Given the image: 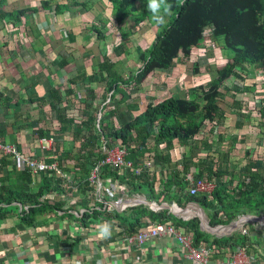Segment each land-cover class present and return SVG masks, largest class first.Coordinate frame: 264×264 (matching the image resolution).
Here are the masks:
<instances>
[{
    "label": "trees",
    "instance_id": "1",
    "mask_svg": "<svg viewBox=\"0 0 264 264\" xmlns=\"http://www.w3.org/2000/svg\"><path fill=\"white\" fill-rule=\"evenodd\" d=\"M62 1L42 0L38 5L27 7L20 1L21 5L16 8L9 5L8 0H0V26L36 25L35 19H29L37 18L41 13L47 16L48 11L55 15L67 12L71 18L91 11L90 6L86 8L89 1ZM108 1L113 9L119 42L117 36L113 43L108 42L110 35L113 37L112 33L107 32L108 26L113 22L106 24L102 18L98 23L91 24L82 40L87 45L97 36L100 41L106 40V46L111 47L112 53H103V60L91 68L82 62L78 66L79 73L70 78L63 97L60 90L54 88L50 90V100L42 101L50 106L54 115L58 142L62 140L65 144L56 162L58 169L68 179L39 173L43 177L37 185L28 168L19 171L13 158H0V218H6L13 211L11 209H18L15 203H20L25 209L28 207L23 215L17 213L27 227L38 225L48 214L74 220L82 227H89L93 221L104 217L102 219L115 221V225L124 230L128 237L148 222H170L178 230L191 235L195 247L212 251L210 263L215 264L223 254L231 258L243 248L251 255H258L256 263L261 262L264 256L259 253L261 242L256 237L235 232L231 236L218 238L203 232L198 218L186 222L167 211L154 214L142 205L122 214L93 211L100 204L93 200L95 187L88 182V177L92 168L104 159L103 144L108 143V148L113 149L123 145L126 151L124 159L132 167L114 169L103 166L100 176L108 185L113 182L119 184L124 194H145L158 205L175 203L182 209L197 204L205 211L211 227L228 226L242 217H264L262 141L254 150L247 148L244 161L239 166L228 158L230 150L225 151L221 158L219 148L214 149L209 142L211 133L216 134L217 143L222 142L224 134L231 127L220 105L227 97L224 89L231 95V118L250 120L254 114L236 97L240 94L258 95L255 93L259 85L253 83L258 80L247 79L243 85L236 84L232 89L226 86L229 80L245 79V71L252 70L264 77V0H167L171 10L164 17L163 24H158L152 18L147 10L148 0H140V9L133 5L134 0ZM146 23L153 24L157 30L151 44L141 48L132 38L135 28L140 29ZM46 24L50 26L48 21ZM123 28L127 30H120ZM211 48L217 54L214 64L224 61L211 82L191 86L183 93L186 94L184 98L168 96L160 102L155 101L156 104L150 100L141 111L131 114L128 119L121 113V107L136 97L134 95L137 93L132 92H137L142 85L143 92L149 94L145 82L150 77L160 81V72H170L180 63L190 65L194 76H207L203 72L212 70V66H200L197 58L199 51H209ZM224 50L230 52L227 58ZM131 56H134V62L140 63L134 73L122 70L123 58ZM67 65L69 62L63 61L58 68ZM122 72L130 73L124 78ZM98 82L104 84L108 104L98 100L94 86ZM167 94H171L170 90H167ZM117 96L121 97L118 102ZM257 103L261 107L258 113L264 123V96ZM246 125L247 122H237L234 130L241 131ZM207 128L211 130L208 133ZM68 136L69 141H63V137ZM49 137L45 131L38 130L35 139L39 142V139L44 141ZM204 143H208L206 147L202 146ZM14 147L24 154L20 140ZM203 148L206 153L202 152ZM203 181L214 184L212 192L193 195L192 189ZM34 186H39L36 192ZM53 194L55 199L50 203L47 196ZM67 197L81 203L84 213L71 212L78 210L77 206L64 209V205H67L64 198ZM91 205L96 206L89 208ZM59 212L62 214L58 215Z\"/></svg>",
    "mask_w": 264,
    "mask_h": 264
},
{
    "label": "crops",
    "instance_id": "2",
    "mask_svg": "<svg viewBox=\"0 0 264 264\" xmlns=\"http://www.w3.org/2000/svg\"><path fill=\"white\" fill-rule=\"evenodd\" d=\"M19 1L25 2L27 6H35L40 0ZM64 1L68 2V0ZM98 1L105 8L102 11L104 16L113 12L108 8L107 3L103 4L102 1L96 0ZM92 9H95L91 8L90 11L94 15ZM86 14L83 16L79 14L77 18H71L67 12L62 15L54 14L58 22L55 26L50 24L47 26V19L42 20L40 22L42 25H39L37 18L33 17L29 21L35 19L36 25L0 26V138L14 146L20 140L24 154L47 164L51 161L57 163L56 158L63 152L61 147L64 149L65 144L62 140L58 142V127L54 115L50 106L42 101L50 100V90L54 88L59 89L63 97L65 88L69 87L70 78L79 73L78 66L82 62L85 66L88 65V53L85 52L94 45L100 57L106 46V40L100 41L97 36L88 41L87 45L83 43V36L91 26L88 23H92ZM95 14L97 15L98 12ZM99 16L106 24L114 20L113 13L110 20L104 19L101 14ZM100 17L96 16L95 23H98ZM114 32L118 33L117 29H114ZM113 39L110 35L108 42L113 43ZM218 51L221 55L220 48ZM215 55L216 50L213 55L207 49L199 51L197 59L200 66L213 68ZM63 61H68L69 65L58 68ZM203 73H207V76L211 74L210 71ZM205 77V75L194 76L190 65L184 63L178 64L170 72H160L158 74L160 81L155 80V77H152V80L150 77L144 84L145 87L148 86L151 94H141L139 97L134 95L136 97L131 106L134 104L136 109L129 108L130 112L126 109V114L131 115L141 111L150 100L156 104L155 101L160 102L168 96L184 98L186 94L183 93H186L191 86L202 83L201 80H205ZM167 90H170L171 94H167ZM125 106L127 108V104ZM38 130L49 134L48 139H55L51 151H47L48 145L42 144V139H39V142L35 139ZM228 139L226 137L223 140L228 141ZM63 141L68 142L69 136L63 137ZM209 142L216 147L211 140ZM207 144L204 143L202 146L206 147ZM217 144L219 146L220 142ZM229 147H225V151ZM202 152L206 153V149L203 148ZM37 189V186L34 187V190ZM145 196L147 195H136L135 205H142ZM69 199L70 197L64 198L67 202L64 209L77 206L78 210L71 212L77 214L84 211L82 204L73 198L71 199L74 201V206L69 205ZM11 210L13 211L6 218H0V264H193V261L187 259L182 250L176 246V240L172 237H161L153 243H147L144 251H137L134 246L128 245L121 228L102 218L93 221L89 227H82L74 220L60 219L48 214L39 221L38 225L27 227L22 223L19 215L17 216V209ZM61 214L59 212L58 215ZM241 219L243 223L239 229L244 224L256 229L264 226L261 221L255 222L250 216ZM105 223L110 225V235L101 237L98 225ZM250 237H256L261 242L259 253L264 256V235L254 232ZM247 254L250 258H255V255L248 252ZM224 259H226L225 254L220 260ZM254 264H264V260Z\"/></svg>",
    "mask_w": 264,
    "mask_h": 264
},
{
    "label": "rangeland",
    "instance_id": "3",
    "mask_svg": "<svg viewBox=\"0 0 264 264\" xmlns=\"http://www.w3.org/2000/svg\"><path fill=\"white\" fill-rule=\"evenodd\" d=\"M30 2L31 1H36V0H29ZM73 3H76L78 1H85V0H71ZM88 1V0H86ZM41 0L38 1L37 5L40 4ZM62 2H65L64 0ZM103 4L107 3L108 4V8L110 10H113L112 9V6L110 4V2L108 0H102ZM8 3L9 5L12 4V6H15L16 8L19 7V5H21L22 2H20L19 0H8ZM67 3V2H65ZM23 5L27 6L25 2H23ZM133 5L140 9L141 8V1L140 0H134L133 1ZM91 7V8H94L95 10L92 9V12L94 13V15L91 14V12H88L86 15L89 17L88 20L89 21H92V23H95L96 21V16L97 17H100L99 15L101 14L103 16L104 19H109L112 17V13H108L107 16H104L102 14V11L105 10V8H103V5L98 1L96 2V0H89V2L87 3V7ZM109 10V12H110ZM98 12V14L96 15L95 13ZM84 14V15H85ZM83 16V14H81ZM101 18V17H100ZM44 19H47V21L49 22V24L51 26H55V25H58V22H56V18L53 14V12L51 11H48L47 12V16L44 14V13H41L37 16V20H38V24L42 25V20ZM92 23H88L89 25H91ZM153 24L151 23H146L144 26H142L140 29H137L135 28V35L134 37L132 38V40H134V43L135 44H139L141 46H145V47H148L150 44H151V40L152 38H154L155 36V30H157V27H154L152 26ZM117 29V24L116 22L113 20V24H110L108 26V31L107 32H110L113 34V40H115L116 36H117V41L119 42V36L117 34V32L114 33V29ZM134 28L130 29V30H133ZM85 30V29H84ZM120 30H127L126 28H123V29H120ZM158 32V31H157ZM134 34V33H133ZM109 45L105 46V48L102 50V56L98 57L97 55V49H96V46L92 45L91 49L87 50L85 53H89V55L87 56V60H89L88 62V65L87 67L91 68L93 67L94 65H96L97 63L101 62V60H103V53L104 54H111V47H108ZM140 46V47H141ZM142 48V47H141ZM210 52L211 54L213 55V48L210 49ZM224 53H225V57L227 55L230 54L229 50L228 51H225L224 50ZM92 54H95L94 56V59L93 58H90V56ZM217 55V54H216ZM227 58V57H226ZM134 59V56H131V58H123V71H131L132 73L136 72L137 68L139 67L140 63H136L133 61ZM224 63L223 60H220V64H212L214 67L212 70H210L211 74L210 76H206L205 77V80H201L202 83H209L213 80L214 78V75L216 74V71L219 67H221L222 64ZM223 67V66H222ZM221 67V68H222ZM130 73V72H129ZM129 73H125V72H122V75L123 77H127L129 75ZM245 74H246V78H238L237 80H235L234 82H230V80L228 81V86L226 87H229V88H233L235 87L236 84H239V85H243L245 81H247V79H257L258 82H253V83H256L259 85V88L257 89V92L255 93V89H254V93L255 94H258V95H254V94H250V95H245V94H240V95H237L236 97V100L246 104L248 106V110L252 111V113H254L253 115H251V118L250 120H246V119H243V117H235V118H231L230 117V111H231V101L229 100V97L231 99V95H230V92H228L227 89H224L223 92L226 94L225 96H227L222 102H220V105H221V108L223 109V111H225L226 113V116H227V124L229 126H231L226 134H224V138L228 137V141H222L220 142V145L218 146L217 142H216V134L215 133H211L209 134L210 138H209V141L211 140L213 144L216 145V147H214V149L216 148H219L218 149V153H220V157L222 158L224 156V153H225V147H229L227 148L228 150H230V153L228 154V158L230 159L231 163L234 162L236 165H242L243 161H244V152L247 150V148L249 149H256L257 145H259V142L262 141V143L260 144L262 146L261 148V152H264V126H263V122H262V118L260 116V113H258V110H261V107L260 105L257 103V100L260 99V98H263L264 96V77H260L256 72L254 71H245ZM245 77V76H244ZM235 78V77H234ZM251 83V81H248ZM101 82H98V84H95L94 86L97 88L96 89V92L99 96L98 100L101 102V103H106L108 104L109 103V97H107L106 93H105V90H104V84L101 83ZM239 88V87H238ZM142 90V92H141ZM189 90V89H188ZM133 94L137 93L138 94H145L143 92V87L141 85V87H138L137 89V92H132ZM223 93V94H224ZM151 94V93H149ZM108 99V100H107ZM137 99V98H136ZM135 99V100H136ZM121 100V97L120 96H117V102ZM233 101V100H232ZM133 102V100L129 103H125V104H131ZM121 113L124 114L126 116V118L128 119V117L130 115H127V111L130 112V109H133L135 110V106L134 104L130 107H127L125 108V106H122L121 107ZM127 109V111H126ZM237 122L239 123H242V122H247V125L241 130H234V126L237 124ZM263 126V127H262ZM210 128H207L206 130V133L210 132ZM221 133H223V130H220ZM1 140V138H0ZM52 144L51 143L48 148H47V151H51V147H52ZM211 144V143H210ZM212 145V144H211ZM69 146V145H67ZM221 147V148H220ZM178 148H179V145H178ZM221 150V151H220ZM23 155H26V154H23ZM205 155V154H203ZM8 156H11L10 154H6L4 155V153L2 151H0V158H3V157H8ZM182 156V155H181ZM240 156V158H239ZM21 160L23 162V167L26 168L28 166L27 162H28V159L27 157H24V156H21ZM218 158V156H217ZM46 163V162H45ZM95 167H99V169L96 168V171L99 172V179L102 181V184H103V187H101L100 185H97L96 184V179L98 178V175L95 173L91 176V172L92 170L95 168ZM103 166H99V162L92 168V170L90 171V176L88 177V182L91 184V186H94L95 187V192H94V197H93V200H95V202H99V206H96V205H91L90 208L95 207V209H93V211L95 210H102V211H106V212H109V213H126L128 210L136 207L134 200L136 199V195H127V194H123V192H121L122 189H120V186L119 184H116V183H113V186L115 188V194H112L110 193V190H109V185L107 183H105L102 178H101V168ZM42 171H46L45 169H43ZM41 171L39 170L37 173H34L32 172V176H33V179L34 181L36 182V184L38 185V183L40 181H42V177L39 173ZM58 174L57 172L54 174V177H57ZM68 179V178H67ZM68 181V180H67ZM36 187V186H34ZM34 187H33V190H34ZM39 188V186H38ZM56 188V186H55ZM69 188V187H68ZM38 190V189H37ZM34 192H36V190H34ZM140 196H142V194L140 193ZM148 197V196H146ZM68 198V197H67ZM54 199H55V194L53 195H48L47 196V200L50 201V203H53L54 202ZM102 199V201H101ZM126 199V200H125ZM141 199V198H140ZM149 202H150V206L147 207L151 212H153L154 214H160L164 211H167L169 212V214L172 215V213L169 211V210H162V208H164L163 206H170L171 208H174V207H178L175 203H163L161 205H158L156 202L154 201H151L149 198H148ZM125 201V202H124ZM94 202V204H95ZM124 202V203H123ZM69 205H73L74 206V201L70 198L69 199ZM172 204V205H171ZM16 207L18 208L17 209V212L20 213V214H24L28 211V207H25L20 204V203H15ZM98 205V204H97ZM121 205H124V206H121ZM192 205V204H191ZM190 205V206H191ZM140 206V205H139ZM143 206V205H142ZM160 206V208H159ZM189 206V207H190ZM146 207V206H144ZM188 207V208H189ZM179 208V207H178ZM182 209V208H180ZM192 210V209H190ZM195 214L194 215H198V212L196 211H193ZM84 211L81 212V214H83ZM104 218V217H102ZM105 219V218H104ZM181 220H184L186 222H189V221H192L193 219H182L180 218ZM108 223L109 222H113L114 224L115 221H109V220H106ZM158 223H161V224H164V225H172L176 231H178L179 233L183 234V235H186V236H191V235H188L186 233H184L182 230H178L172 223L170 222H153V223H147V225L141 229H139L137 232H139L140 230H143L149 226H153V225H156ZM257 225V224H256ZM261 225V224H260ZM247 228L251 231V233H254V232H258V234L260 235H264V226H259L257 227H253L251 225L247 226ZM124 237L127 238V243L128 245H132L135 247V249L137 251H144V248H145V245L147 243H153L157 240H154V241H149V242H146L142 248H140L135 242H132V243H129L128 242V239L132 238L134 235L128 237L124 230H121ZM235 232H240V231H235ZM234 232V233H235ZM161 237H169V236H161ZM160 237V238H161ZM176 240V246H178L180 248V244L178 242V240L175 238V237H172ZM259 238V237H258ZM180 250H182L180 248ZM183 253V252H182ZM255 255V254H254ZM249 257V256H248ZM255 258L254 259H251V262L254 264L256 263V259L258 257V255H255L254 256ZM230 259V256L229 255H226V259L222 260V261H227Z\"/></svg>",
    "mask_w": 264,
    "mask_h": 264
},
{
    "label": "built area",
    "instance_id": "4",
    "mask_svg": "<svg viewBox=\"0 0 264 264\" xmlns=\"http://www.w3.org/2000/svg\"><path fill=\"white\" fill-rule=\"evenodd\" d=\"M47 144L48 146L53 143V139H48L42 141V144ZM109 144L105 143L103 144L102 151L104 153V159L99 161V166H110L111 168L114 169H120V168H131L132 164L130 162L125 161L124 156L126 155V151L123 147V145H118L113 148H108ZM0 151L6 154H10L11 157L15 161L16 168L19 171H24L25 169H29L31 174L32 172L37 173L39 170L41 171L40 173H50L51 175L55 174L57 172L58 176L67 179L68 177L65 176L62 171L58 169L57 163L53 164H47L44 161L33 158L29 155H23L18 151V149L14 146H10L7 144H4L0 140ZM21 156L27 157L28 159V166L26 168L23 167V162L21 160ZM96 168L99 169V167H95L92 172L91 176L93 174H97L98 178L96 179V184L100 185L103 187L102 181L99 179V172L96 171ZM45 169L46 171H42ZM115 183V182H113ZM112 184H109V190L110 193L115 194V188ZM117 184V183H116ZM214 188V184L209 182V181H203L199 182L196 187L192 189V194L196 195L199 192H204V193H210L212 192ZM102 201V199H101ZM190 211H196L197 207L192 205L189 207ZM193 216H198V215H193ZM239 231L246 236L251 235V231L245 226V224L239 229ZM257 233V231H256ZM161 236H169V237H175L179 244L180 248L182 249L183 254L187 259H190L193 261V264H210L209 257L211 256L212 251L210 249H205V248H197L193 245V238L192 236H186L178 231L172 226V225H164L161 223H158L153 226H149L143 230H140L137 232L132 238L128 239L129 243L135 242L140 248L143 247V245L146 242L149 241H154L159 239ZM250 257H248L246 249H239L233 257H231L227 261H217L215 264H253L251 262Z\"/></svg>",
    "mask_w": 264,
    "mask_h": 264
},
{
    "label": "water",
    "instance_id": "5",
    "mask_svg": "<svg viewBox=\"0 0 264 264\" xmlns=\"http://www.w3.org/2000/svg\"><path fill=\"white\" fill-rule=\"evenodd\" d=\"M141 204L143 206L149 207L150 206V202L148 200V197L145 196V199H144V201ZM192 205L197 207V210L201 213V215H198V216H193L192 215V218H189L186 215L185 216H181L179 214L174 213V211H173V209H178L180 212H190V208L180 209L178 207L171 208L170 206H163L164 208H162V210H169L172 213L173 216H175L176 218H179V219L182 218V219H190L191 220V219L198 218L199 221H200L201 230L203 232L209 233V234H211V235H213L215 237H218V238L231 236L235 231H239V227L243 223V219H241V220H238L236 222H232L228 226L211 227L209 225V220L207 218V215H206L205 211L203 209H201L197 204H192ZM159 208H160V206H159ZM250 217H251V219H254L255 222H259V221L264 220V217H261V216H255V217L254 216H250ZM220 229H228V232L219 234L218 230H220Z\"/></svg>",
    "mask_w": 264,
    "mask_h": 264
},
{
    "label": "clouds",
    "instance_id": "6",
    "mask_svg": "<svg viewBox=\"0 0 264 264\" xmlns=\"http://www.w3.org/2000/svg\"><path fill=\"white\" fill-rule=\"evenodd\" d=\"M147 10L152 14V18L158 23H164V17L170 14L171 5L167 0H148ZM99 235L101 237H107L110 235V225L101 224L98 225Z\"/></svg>",
    "mask_w": 264,
    "mask_h": 264
},
{
    "label": "bare ground",
    "instance_id": "7",
    "mask_svg": "<svg viewBox=\"0 0 264 264\" xmlns=\"http://www.w3.org/2000/svg\"><path fill=\"white\" fill-rule=\"evenodd\" d=\"M173 211H174V213H176V214H179V215H181V216H188L189 218H192V215H194L195 213L194 212H192V211H190V212H180L178 209H173ZM198 215H201V213L198 211ZM261 223L262 224H264V220H262L261 221ZM226 229H220V230H218V233L220 234H222V233H226V232H228V231H225Z\"/></svg>",
    "mask_w": 264,
    "mask_h": 264
}]
</instances>
